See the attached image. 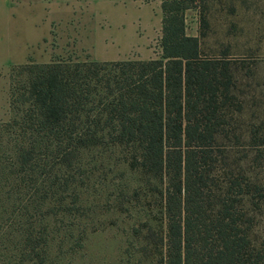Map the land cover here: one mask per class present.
I'll return each instance as SVG.
<instances>
[{
  "label": "trees",
  "instance_id": "1",
  "mask_svg": "<svg viewBox=\"0 0 264 264\" xmlns=\"http://www.w3.org/2000/svg\"><path fill=\"white\" fill-rule=\"evenodd\" d=\"M194 1L162 0L158 56L12 65L11 117L0 121V264H48L59 233L82 245L87 227H72L87 206L89 165L107 152L123 166L120 209L154 198L158 221L133 227L156 264H264L237 209V194L262 201L264 183L236 174L216 186L236 83L230 59L204 55L187 31ZM260 132L249 133L257 155Z\"/></svg>",
  "mask_w": 264,
  "mask_h": 264
},
{
  "label": "rangeland",
  "instance_id": "2",
  "mask_svg": "<svg viewBox=\"0 0 264 264\" xmlns=\"http://www.w3.org/2000/svg\"><path fill=\"white\" fill-rule=\"evenodd\" d=\"M28 1L45 3L46 9L48 4L56 2L0 0V121L11 117L9 74L13 64L57 57L96 59L93 53L99 47L96 42L86 43L82 39L84 34L74 21L53 23L50 34L39 42L11 40L16 36L25 39L26 34L34 32L42 34L49 22L60 16L52 9L46 12L41 9L24 17L10 18L7 7ZM99 1L89 3V11L93 13L89 36L94 32L95 22L100 21L103 29L109 31H101L102 35L121 34L122 42L118 47L123 58H144L149 54L153 57L162 53V0H113L115 2L106 5ZM185 19L187 31L201 36L204 55L230 59L236 83L237 94L229 106V122L217 144V149H223V153L214 164L218 168L216 186L222 187L236 174L242 179L255 174L264 183V0H195L186 9ZM105 46L108 54L99 56L110 58L111 40ZM255 124L261 125V155H257L255 146L250 144L249 133ZM95 155L98 156V152ZM118 157L117 153L111 156L107 152L98 162L90 163L94 174L85 201L87 206L82 219L79 222L77 219L72 227L76 234L81 226L87 227L84 241L77 245L73 240L63 241L61 233L56 234L48 264H156L152 254L141 251L146 242L134 235L133 227L146 219H151L152 223L158 221L154 198L142 195L133 202V207L129 208L128 202L122 209L117 206L120 201L117 194L123 181V166L115 165ZM237 195L244 197L237 203V209L242 215L241 228L249 239V251L261 254L264 260V197L254 203L248 194ZM69 221L73 220L68 219L66 223ZM141 228L148 230V227ZM213 241L218 243L219 239Z\"/></svg>",
  "mask_w": 264,
  "mask_h": 264
},
{
  "label": "crops",
  "instance_id": "3",
  "mask_svg": "<svg viewBox=\"0 0 264 264\" xmlns=\"http://www.w3.org/2000/svg\"><path fill=\"white\" fill-rule=\"evenodd\" d=\"M115 2L113 0H100L99 3L102 5H106L108 4V2ZM89 3L90 0H56V2L53 3V5L48 4L47 5V9H46V5L45 3H32V1H28V3H22L19 4L18 2L14 3V5L10 6L8 9V15L11 17H24L27 14H33L37 11H40L41 9H43L45 12L48 10L50 11V9L54 10L55 12H57V15L60 16H56L55 18H53L49 24H48V28L47 30L42 33L39 34L38 32H34L31 34H26L27 38L25 39H17V36L14 39L11 40H15V41H27L30 40L34 41V42H39L40 40L44 39L45 37H47L52 28H53V23H58V22H68V23H72L74 21V23H79V28L80 31L84 34L82 35V39L85 40L86 43H94L96 42L99 47H97V51H95L93 53V55L96 56V59H119V58H123L124 54L122 51H119V43L122 42V38H121V34L115 33L112 36H106V35H102L101 33L103 32V27L102 25H100V21H97V23L95 22V27L93 28L94 32H91V36H89L87 34V32H90V21L92 18V14L89 11ZM101 5V6H102ZM123 11V10H122ZM120 12L123 15V12ZM78 16V18H77ZM75 31V29H74ZM102 31V32H101ZM107 33L109 31L104 30ZM12 33V32H11ZM29 38V39H28ZM108 40L112 42V46L110 48L109 54L112 55L110 58L108 57H101L99 55L103 54H108L107 51H104L106 49V44L108 42ZM84 42V43H85ZM115 43L117 45H115ZM115 46V47H114ZM118 47V48H117ZM12 53V52H11ZM152 54H149L148 56H144V58H149L151 57ZM52 60L51 58H47L44 59L42 61H50ZM188 264V263H186Z\"/></svg>",
  "mask_w": 264,
  "mask_h": 264
}]
</instances>
